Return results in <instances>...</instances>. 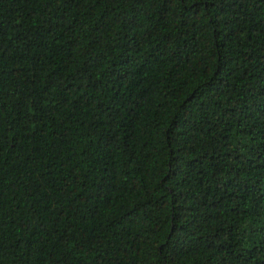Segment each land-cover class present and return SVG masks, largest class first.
Returning a JSON list of instances; mask_svg holds the SVG:
<instances>
[{
    "label": "trees",
    "instance_id": "obj_1",
    "mask_svg": "<svg viewBox=\"0 0 264 264\" xmlns=\"http://www.w3.org/2000/svg\"><path fill=\"white\" fill-rule=\"evenodd\" d=\"M0 264H264V0H0Z\"/></svg>",
    "mask_w": 264,
    "mask_h": 264
}]
</instances>
